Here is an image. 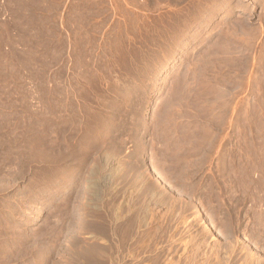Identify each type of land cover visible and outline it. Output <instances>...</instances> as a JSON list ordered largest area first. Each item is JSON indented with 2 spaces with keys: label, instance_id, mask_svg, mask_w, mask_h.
<instances>
[{
  "label": "rangeland",
  "instance_id": "374dc122",
  "mask_svg": "<svg viewBox=\"0 0 264 264\" xmlns=\"http://www.w3.org/2000/svg\"><path fill=\"white\" fill-rule=\"evenodd\" d=\"M13 263L264 264V0H0Z\"/></svg>",
  "mask_w": 264,
  "mask_h": 264
},
{
  "label": "bare ground",
  "instance_id": "6f19581e",
  "mask_svg": "<svg viewBox=\"0 0 264 264\" xmlns=\"http://www.w3.org/2000/svg\"><path fill=\"white\" fill-rule=\"evenodd\" d=\"M101 108V107H100ZM106 121V120H105ZM105 123V122H104ZM67 133V135H66V137L65 138H69L70 137V132H66ZM88 133V132H87ZM70 140V139H69ZM67 142H68V140H67ZM67 142H66V144H67ZM70 151V150H69ZM106 156V155H105ZM109 158V157H108ZM110 162H108V164H109ZM95 164V163H94ZM107 167V166H106ZM107 172H108V174L107 175H109V173H110V167L108 166L107 168ZM140 174V173H139ZM92 175V174H91ZM98 177V176H97ZM103 177V176H102ZM105 177V176H104ZM100 179V178H99ZM98 179V180H99ZM94 181L92 182V189L94 190V192L95 193H99L100 191H99V189L102 187V185H101V187L99 186V181H98V183H97V180L96 179H93ZM91 181V180H90ZM104 181H107V180H104ZM103 181V182H104ZM140 181V180H139ZM100 183H102V182H100ZM141 183V182H140ZM139 183V184H140ZM103 184V183H102ZM92 192V191H91ZM94 197V196H93ZM94 198H96V197H94ZM100 203V202H99ZM162 206V205H161ZM150 208V207H149ZM143 209V208H142ZM128 210V209H127ZM111 212V211H110ZM173 213V212H172ZM129 215V214H128ZM90 216V215H89ZM100 217V216H99ZM102 217V216H101ZM166 217V216H165ZM102 219V218H101ZM101 221V220H100ZM105 223H106V226H107V222H104V226H105ZM143 224V223H142ZM101 225V224H100ZM99 225V226H100ZM103 225H102V228H103ZM109 226V225H108ZM10 228V227H9ZM104 228H107V227H104ZM104 228L102 229V235H104V236H106L105 238H107V240H108V242H111L112 240L110 239L111 238V235H110V232L112 231V229L111 228H107L105 231H104ZM142 228V227H141ZM109 229H111V231L109 230ZM118 229V228H117ZM145 230H146V228H145ZM110 231V232H109ZM114 231V230H113ZM119 231V230H118ZM112 233V232H111ZM114 233V232H113ZM123 233H125V232H123ZM99 234H100V232H99ZM127 234V233H126ZM126 234H124L126 237H127V235ZM153 236V235H152ZM114 237V236H113ZM130 237V236H129ZM125 238V237H124ZM113 239V238H112ZM120 239V238H119ZM106 240V239H105ZM111 240V241H110ZM125 240H127V239H125ZM125 240H124V242H125ZM193 240V239H192ZM117 241V240H116ZM107 242V241H106ZM114 242H115V240H114ZM121 242H123V239H121ZM103 243V242H102ZM190 243V242H189ZM111 244V243H110ZM169 245V244H168ZM110 246V245H109ZM112 247L114 246V244L113 245H111ZM170 246V245H169ZM82 247V246H81ZM108 248V247H107ZM111 248V247H110ZM110 248H108L110 251H111V249ZM131 248V247H130ZM108 250V252H110ZM107 253V252H106ZM111 253H112V251H111ZM184 253V252H183ZM227 253H228V251H227ZM133 254V253H132ZM211 254V253H210ZM196 255V254H195ZM110 256V255H109ZM182 257V256H181ZM197 257V256H196ZM250 257V256H249ZM206 258V257H205ZM110 259V258H109ZM130 259V258H129ZM101 260V259H100ZM167 263V262H166ZM186 263H188V262H186ZM190 263V262H189ZM14 264V263H13ZM176 264V263H175ZM202 264V263H201Z\"/></svg>",
  "mask_w": 264,
  "mask_h": 264
}]
</instances>
